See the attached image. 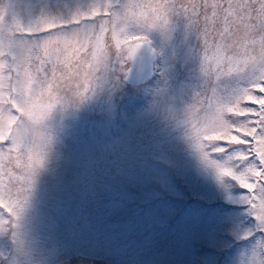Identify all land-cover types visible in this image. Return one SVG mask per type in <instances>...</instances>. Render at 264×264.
<instances>
[{
	"label": "snow or ice",
	"instance_id": "6c2138e0",
	"mask_svg": "<svg viewBox=\"0 0 264 264\" xmlns=\"http://www.w3.org/2000/svg\"><path fill=\"white\" fill-rule=\"evenodd\" d=\"M138 66L153 79L139 84ZM130 85L226 191L241 190L228 199L251 220L232 235L252 237L249 264H264V0H0V264H22L33 234L59 240L47 178L65 116L101 94L111 110ZM80 255L65 244L55 264Z\"/></svg>",
	"mask_w": 264,
	"mask_h": 264
},
{
	"label": "rangeland",
	"instance_id": "374dc122",
	"mask_svg": "<svg viewBox=\"0 0 264 264\" xmlns=\"http://www.w3.org/2000/svg\"><path fill=\"white\" fill-rule=\"evenodd\" d=\"M151 99L129 86L111 110L101 94L65 116L47 178L62 207L59 240L33 234L22 264H55L65 244L80 249L79 264H249L253 238L232 232L251 218L228 199L241 190L226 191L163 114L147 115ZM220 235L230 238L223 250L211 242Z\"/></svg>",
	"mask_w": 264,
	"mask_h": 264
},
{
	"label": "water",
	"instance_id": "95a60500",
	"mask_svg": "<svg viewBox=\"0 0 264 264\" xmlns=\"http://www.w3.org/2000/svg\"><path fill=\"white\" fill-rule=\"evenodd\" d=\"M151 77L152 72L150 68L148 70H145L143 66H138L137 71L135 73V79L139 84L145 83Z\"/></svg>",
	"mask_w": 264,
	"mask_h": 264
}]
</instances>
